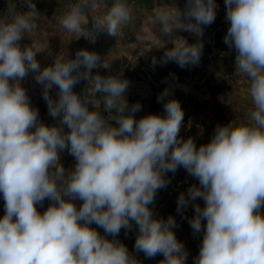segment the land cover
Returning <instances> with one entry per match:
<instances>
[{
    "label": "clouds",
    "instance_id": "9594fccd",
    "mask_svg": "<svg viewBox=\"0 0 264 264\" xmlns=\"http://www.w3.org/2000/svg\"><path fill=\"white\" fill-rule=\"evenodd\" d=\"M224 2V43L235 51V73L247 80L251 109L216 125L209 142L197 147L180 136L184 111L178 100L166 99L170 88L157 97L164 115L137 119L142 105L128 104L130 81L123 73L93 74L110 67L98 53L80 48L73 58L66 47L41 68L36 57L49 54L48 42L31 34L45 18L32 0H25L27 11L8 0L0 15V264H143L140 253L162 255L158 264H188L175 218L150 207L170 183L167 174L180 168L198 181L176 200L177 213L193 209L189 226L194 237L202 235L194 264H264V0ZM96 7L95 0H76L59 29L89 39L88 12ZM217 9L215 0H185L182 10L156 7L149 21L175 37L157 47L164 52L152 66H198L204 29ZM131 19L124 0H114L91 21L117 38ZM25 37L31 43H23ZM30 74L56 123L43 122L33 107L23 86ZM65 151L75 160L72 168L61 163ZM122 230L135 233L132 251L119 238Z\"/></svg>",
    "mask_w": 264,
    "mask_h": 264
},
{
    "label": "rangeland",
    "instance_id": "374dc122",
    "mask_svg": "<svg viewBox=\"0 0 264 264\" xmlns=\"http://www.w3.org/2000/svg\"><path fill=\"white\" fill-rule=\"evenodd\" d=\"M43 6L38 9L42 18L37 22L38 31L31 34L33 39H38L42 43L48 42V52L37 54V60L41 68L52 63L53 57L66 47L71 52L72 57L75 56V51L80 48L94 51L103 59L110 61L108 69H94L93 71L104 70L106 75L123 73V78L130 81V87L125 93L129 105L139 102L142 105V110L135 113L137 119L153 114L151 111V103L155 89L151 85V72H155L157 67L166 65L157 64L152 66V58L158 60L163 55L164 48H157L161 44L169 43L174 37L164 35L160 31L159 24H153L149 21L154 10L148 13L142 9L137 0H124V2L132 10L131 21L124 25L118 37H110L105 32L95 30L90 32V38L77 39L76 34L67 33L59 29L58 20L67 11L70 4L76 0H41ZM114 0H95L97 7L89 11L91 17L106 11V6H110ZM218 5L217 15L214 23L206 26L204 29L203 40L211 41L214 34L220 33L225 36L229 27V22L225 20V2L224 0H215ZM19 11H27L28 7L25 0H15ZM8 0H0V15L7 9ZM184 3L177 4L181 10L184 8ZM174 8V6H168ZM177 35L190 38L196 42V38L189 33L178 31ZM84 40L83 46H79L81 40ZM23 43H31V39L25 37ZM47 51V45L45 44ZM165 47H172L171 44ZM52 54V55H51ZM176 64V63H175ZM191 70H195L196 75L193 77H177L174 73L165 79L162 91L167 87L171 90L172 99L180 102L184 111V121L180 133L187 139L193 138L197 147L201 144L209 142L216 125H224L233 120L236 116L245 117L251 109V98L248 95L247 80L240 74L235 73V51L215 52L212 55H206L202 52L200 63L198 66H187ZM87 82L84 83V85ZM218 87L217 98L214 99L210 94L209 86ZM23 86L27 89L31 98L33 107L39 109L40 118L44 122L48 118L47 107L42 99V87L35 84L32 75L23 81ZM53 95L55 90H53ZM168 97V98H169ZM167 99V98H166ZM206 103V104H204ZM107 115L106 113H104ZM56 123V122H55ZM61 163L65 168H72L75 165L74 158L66 151L61 154ZM194 183H198L194 179ZM170 183L160 189L154 203L151 205L153 212L157 216L167 217L172 215L177 226L175 228L178 240L182 241L188 251V264H194L193 258L198 254L199 243L202 239L194 237L188 223V219L194 213L189 207L183 214L176 211V200L179 194L175 196L169 195ZM77 206L82 202L75 201ZM203 206L202 200H197ZM44 208L38 206V210L43 212ZM4 214V200L0 195V217ZM95 227V225H93ZM103 234L102 229H97ZM119 238L125 244L126 236L121 234ZM162 255H157L152 258V264H158L162 260Z\"/></svg>",
    "mask_w": 264,
    "mask_h": 264
},
{
    "label": "trees",
    "instance_id": "16d2710c",
    "mask_svg": "<svg viewBox=\"0 0 264 264\" xmlns=\"http://www.w3.org/2000/svg\"><path fill=\"white\" fill-rule=\"evenodd\" d=\"M33 3H35L37 10L40 9L43 4L41 0H32ZM139 6L146 10L148 13L152 12L156 7L158 6H174L179 3H184L185 0H137ZM89 30L91 32H95V29L93 28L92 25V17L89 15ZM189 43H192L193 41L189 38L188 39ZM203 50L202 52L206 55H212L215 52H228L234 49H229L228 46L224 43V35L220 33L214 34L213 38L211 41L208 40H203ZM84 40L82 39L79 43V46H83ZM96 71H93V74H95ZM100 74L106 75L103 69L99 71ZM175 74L177 77L182 78H188V77H193L196 75L195 70H191L189 67L185 68H180L177 64L175 63H170L164 67H157L155 72H151V85L155 89L153 93V99L151 103V111L153 114H159V115H164V108H163V103L157 101L158 95L162 92V88L164 86L165 79L169 77L171 74ZM86 81H82L80 84L76 85L74 88V91L79 92L81 88L84 86V83ZM210 89V94L214 99L217 98V92L219 91L218 87H212L211 85L209 86ZM206 104V103H204ZM44 122L51 125L54 124L56 121H54L51 117L45 118ZM2 193H0L1 195ZM45 204L48 205V202L45 201ZM151 207V205H150ZM121 234H125L124 231H121ZM135 242V233L134 232H129V234L126 236V241L125 245L128 247L129 251L133 250ZM138 259L143 261V264H152V258H146L144 257L143 253H140L138 255Z\"/></svg>",
    "mask_w": 264,
    "mask_h": 264
},
{
    "label": "built area",
    "instance_id": "2783aa9c",
    "mask_svg": "<svg viewBox=\"0 0 264 264\" xmlns=\"http://www.w3.org/2000/svg\"><path fill=\"white\" fill-rule=\"evenodd\" d=\"M180 136L186 139L181 133ZM167 175L170 178V196H175L181 191H185L190 184L194 183V179L188 176L183 168L178 169L175 174L168 173Z\"/></svg>",
    "mask_w": 264,
    "mask_h": 264
},
{
    "label": "crops",
    "instance_id": "0c3cea01",
    "mask_svg": "<svg viewBox=\"0 0 264 264\" xmlns=\"http://www.w3.org/2000/svg\"><path fill=\"white\" fill-rule=\"evenodd\" d=\"M167 99H172V98H170V97L168 98V97H167Z\"/></svg>",
    "mask_w": 264,
    "mask_h": 264
}]
</instances>
